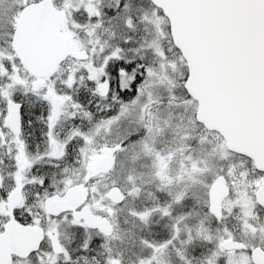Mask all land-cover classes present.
I'll return each mask as SVG.
<instances>
[{"label":"snow or ice","instance_id":"obj_1","mask_svg":"<svg viewBox=\"0 0 264 264\" xmlns=\"http://www.w3.org/2000/svg\"><path fill=\"white\" fill-rule=\"evenodd\" d=\"M148 2L114 0L106 11L104 0H0V147L13 161L0 175V264H89L74 253L108 249L112 205L126 195L116 181L101 192L96 178L127 152L133 164L151 162L159 191L183 185L132 216L147 223L175 207L203 210L191 224L199 212L175 216L166 239L143 240L153 255L138 264H161L158 253L196 240L206 247L195 256L176 249L182 264H264V0ZM125 179L127 195H138L137 177ZM76 189L85 198L73 204ZM65 223L105 241L70 248ZM17 232L30 234L26 247L8 246ZM104 264L122 259L109 254Z\"/></svg>","mask_w":264,"mask_h":264},{"label":"trees","instance_id":"obj_2","mask_svg":"<svg viewBox=\"0 0 264 264\" xmlns=\"http://www.w3.org/2000/svg\"><path fill=\"white\" fill-rule=\"evenodd\" d=\"M141 2H142V4L145 5V2H143V1H141ZM146 2H148V0H146ZM109 3H114V0H108L104 4V7H105L106 11H107V6L109 5ZM148 4H149V2H148ZM105 26H107V25H105ZM140 26L138 28V31L140 29ZM103 36H104V39H108V34L107 33H104ZM110 42L114 43L115 41H110ZM37 131H38V129L35 128V127L32 128V129H26L25 130V135L28 137V139L35 140V139H37V136H36ZM113 141H115V136H111V138H109V140H108L109 143H111ZM101 143H103V140H101ZM4 150H5V148L0 147V157H2L4 159V161H7V156L5 157ZM122 154L123 153H119L117 155L116 161L119 160V158L121 157ZM61 166L63 167V164ZM7 169H8V171H7ZM11 171H12V165L10 164V161H8L7 163L4 162L3 164H0V175H3V176L6 177L7 174L9 172H11ZM111 178H112V176H111ZM101 179H102L101 177H97L96 178L98 184L102 183L100 181ZM113 180L114 181L116 180V182H118L117 179H113ZM11 184L12 183H11L10 179H5L4 180L5 188L11 187ZM144 190L149 192V196L147 197V200H145V201L147 203H149V204L150 203H154V200H152V198H153L155 192L159 191L158 187L157 186H149V185H147L144 188ZM159 192L161 194H164V191H159ZM145 201L141 203V204H143V207H144ZM155 203H158V202H155ZM158 204H163V203H158ZM112 206L115 208V216L112 217L113 220H114V224H115L114 237L108 238L106 240L108 249L111 250L110 253H109L108 249L100 248L98 245L91 246L86 253H81L79 251L74 253L75 256L87 255L89 257V264H97V261L99 262V264H104L105 258L109 254H111L112 256L121 257L122 263L138 264L139 259L148 258V257L153 255V249L149 248L145 244H143L142 243L143 240H148L150 242L158 243V242L166 239L172 232L171 228H170V222H167L165 217H162L158 213H155L154 215H152L149 218L147 223L141 222L140 226L138 227L139 228L138 229L139 234L137 235V254H136V259L133 260V258H131V257H133L134 255H130V257H129L128 254H127L126 257H124L120 253L121 248H120V246L118 244V239H116L117 237H120L119 225H118V215H117V214H119L118 213L119 205L115 204V205H112ZM192 209H197L198 212L200 213V215L203 213V210H202L201 207H192ZM138 210H141V209H138ZM261 216L264 217V212H261ZM229 224H230V226L233 227V230L237 233V236H239V232H238L239 231V222L238 221H234V220H230ZM77 237H78L77 245H74V246L69 245L70 248H79L80 241L82 239H88L89 237L91 239H93V240L99 239L101 241H105V238L103 237V235L100 232H98L96 229H91L90 232L87 231L86 233H83V234L77 232ZM199 242L200 243H196L194 241L192 244H190L188 246L186 251H187V255L189 257L197 255V250L198 249L202 250V249H204L206 247V245H204L201 241H199ZM177 248H179V247L175 244V247L169 246L162 253H158L157 255H158V258L161 261V264H182V261L179 259L178 255H177V257L174 256V250H176ZM180 249H182V248H180ZM182 250H184V249H182ZM93 257H95V260L92 259ZM79 264H84V261L80 260ZM154 264H155V262H154ZM194 264H195V262H194Z\"/></svg>","mask_w":264,"mask_h":264},{"label":"rangeland","instance_id":"obj_3","mask_svg":"<svg viewBox=\"0 0 264 264\" xmlns=\"http://www.w3.org/2000/svg\"><path fill=\"white\" fill-rule=\"evenodd\" d=\"M108 0H104V4L107 2ZM145 2V5L142 4V2ZM132 5H133V8L134 9H138L139 7H143L145 10L149 9V4L148 2H146V0H132ZM137 14L139 15V12L137 11ZM144 25H141L140 26V29L139 31L137 32V36H140V35H143L144 32H143V29H144ZM124 124H127V121L123 122ZM123 129V124L121 126V131ZM111 136H115V140L118 139V136H117V132L116 130L113 131V134ZM111 136L107 137V140H109V138H111ZM117 136V137H116ZM167 139H162L161 140V143H160V146H164L166 143H167ZM131 152H127V153H123L121 155V157L119 158L118 161H116V166H115V170L110 172L109 174L106 175L105 178H102L100 181L102 182L101 184L99 183V187H100V190L101 192L104 191V188H103V185L104 184H108L110 186V184L114 181L113 179H117L118 182L117 184L121 187V188H124L126 191L131 187L127 182H126V176L132 172L136 177V183L137 185L140 186L141 188V191L139 192L138 195H136L135 197L141 201V202H144L145 200H147V197L149 196V192L144 190V188L149 185V186H157L159 185V181L156 180L153 175H152V168H151V162L146 159V158H142L138 161H136L134 164L132 163L131 159ZM171 168L173 170V174L175 173V170L178 168V164L176 163V161H173L172 162V165H171ZM112 173V174H111ZM124 173V175H123ZM122 175L124 176L122 178ZM112 176V178H111ZM116 181V180H115ZM12 183V181H11ZM183 185H176V184H173L171 186H169L168 189H165L164 190V193L166 194L167 193V190L168 192L171 191L173 193H175L176 191L180 190V188H182ZM192 192L196 193L200 198L201 200H203V192H204V189L200 186V185H196L195 187H193L191 189ZM159 192V191H158ZM105 204H108L109 202L108 201H105L104 202ZM158 203H165V202H158ZM158 203H144V207H143V204H138L137 205V210L138 209H144V208H152L154 206H156ZM149 204V205H148ZM183 210V211H182ZM188 211H191L193 213H196L198 212L197 209H192L191 206L189 205H185L183 207H176L175 210H174V214H173V218L170 222V228H171V231H172V225L174 223V217L177 216L178 214H180L181 212H188ZM119 213V211H118ZM96 214H98L99 216H105L107 215L106 212H103V211H99V210H96ZM155 214V213H154ZM153 214V215H154ZM159 214V213H158ZM118 215V225H119V233H120V217L119 215L120 214H117ZM160 215V214H159ZM203 215V213L200 215V216H195L193 219L189 220L188 223H195V221L199 218H201ZM110 220H113L112 217L109 218ZM116 222V221H115ZM143 222L140 220V223ZM140 226V224L138 225V227ZM139 229V228H138ZM239 232V231H238ZM126 234L128 235V232H126ZM121 235L120 234V237H117L116 239H118V244L120 243V239H121ZM200 240H196L195 242L196 243H200L199 242ZM176 245L179 247V248H182V249H187L189 245H181L179 242H176ZM120 246V245H119ZM141 247V246H140ZM137 248V246H136ZM140 249V248H139ZM120 253L126 257L127 256V253L123 250L120 251ZM136 254H137V250H134V252H128V255L130 257V255H134L133 257V260L136 259ZM174 256L177 257V251L174 250Z\"/></svg>","mask_w":264,"mask_h":264},{"label":"flooded vegetation","instance_id":"obj_4","mask_svg":"<svg viewBox=\"0 0 264 264\" xmlns=\"http://www.w3.org/2000/svg\"><path fill=\"white\" fill-rule=\"evenodd\" d=\"M4 153L6 157L7 156L6 149L4 150ZM8 161H10L11 165L13 164V161L10 160L7 156V161H4V162L7 163ZM121 189L125 192L126 199L118 203L119 214H120L119 215L120 234H122L121 239L119 240L120 241L119 245H120L121 250L125 251L128 254V252H134V250H137L136 248L137 235L139 234L138 225L141 224L138 217H134L131 215L130 210L132 209L137 210V205L141 204L142 202L139 201L135 196H128L127 191L124 188H121ZM33 190L34 189L32 188L31 185H29L26 188V192H28L29 194H31ZM167 193H168V190H167ZM167 193L161 194L160 192L156 191L152 200H154V202H166L169 199ZM145 203L147 202L145 201ZM173 214H174V211L172 213V217H165L167 222H171L173 218ZM90 230L91 229H89L88 231L90 232ZM59 231L61 234L60 238L65 245L67 246L77 245L78 237H77V232L75 231V229H73L72 227H70L68 224L65 223L60 226ZM126 232H128V235L126 234ZM18 233L20 232H17V234ZM13 245H14V241H11L9 243V246H13Z\"/></svg>","mask_w":264,"mask_h":264},{"label":"water","instance_id":"obj_5","mask_svg":"<svg viewBox=\"0 0 264 264\" xmlns=\"http://www.w3.org/2000/svg\"><path fill=\"white\" fill-rule=\"evenodd\" d=\"M46 18V17H45ZM98 167H102V164H98ZM85 198V194L82 190L80 189H76L72 192L71 197H70V201L71 203L75 204V203H79L80 201H82ZM14 241V246L15 247H26L30 241H31V236L30 234H26V233H16L14 234V236L12 237V239L9 241V243L11 241ZM9 246V245H8Z\"/></svg>","mask_w":264,"mask_h":264},{"label":"bare ground","instance_id":"obj_6","mask_svg":"<svg viewBox=\"0 0 264 264\" xmlns=\"http://www.w3.org/2000/svg\"><path fill=\"white\" fill-rule=\"evenodd\" d=\"M123 175H124V173H123ZM123 175H122V178L124 177ZM12 241H13V240H12Z\"/></svg>","mask_w":264,"mask_h":264}]
</instances>
